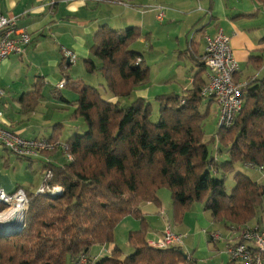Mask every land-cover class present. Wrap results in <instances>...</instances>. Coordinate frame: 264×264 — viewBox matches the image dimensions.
Instances as JSON below:
<instances>
[{"label":"trees","instance_id":"obj_1","mask_svg":"<svg viewBox=\"0 0 264 264\" xmlns=\"http://www.w3.org/2000/svg\"><path fill=\"white\" fill-rule=\"evenodd\" d=\"M256 1L264 5V0ZM140 38L150 39V34L138 26L97 27L89 47L94 59L87 57L82 62L87 73L101 75L104 82L98 86L71 78L65 72L73 61H67V56L61 59L65 87L77 98L68 101L56 87L51 93L74 105L70 117L82 118L85 130L64 141L71 160L55 164L44 158L42 170L51 172L45 182L60 185L62 191L50 195L25 190L24 227L16 235L0 236V264H201L182 247L149 245L148 225L139 205L159 206L161 187L170 191L174 224H180L193 205L200 203L213 223L238 231L239 242L241 231L258 225L264 184L237 170L236 164L243 169L264 165V71L260 77L247 79L242 88L243 106L232 125L218 127L206 138L204 120L211 100L202 107L203 63L190 89L154 95L158 105L155 121L149 100L131 96L149 77L143 53L131 48ZM248 63L260 68L263 60L251 55ZM42 86L38 80L31 91L20 95L23 112L37 107ZM121 98L129 102L122 104ZM47 138L57 140L58 136ZM46 154L52 152L36 158ZM230 174L233 185L228 189ZM125 216L139 221V227L127 233L129 252L123 255L114 246L108 255L89 259L93 246L113 242L114 229ZM225 264L241 263L231 259Z\"/></svg>","mask_w":264,"mask_h":264},{"label":"crops","instance_id":"obj_2","mask_svg":"<svg viewBox=\"0 0 264 264\" xmlns=\"http://www.w3.org/2000/svg\"><path fill=\"white\" fill-rule=\"evenodd\" d=\"M157 6L165 7L161 20L157 18L159 13ZM0 7L6 15L18 16V25L28 30L32 37L30 43L24 46L21 55L12 54L0 60V75L6 72L16 58L21 60L25 58L27 66L32 68V61L27 59L31 58L36 64L34 66L39 68L37 74L36 72L29 74L27 71L18 87L9 89L11 90L10 98L4 97L5 91L0 87V123L23 137L40 135L49 137L51 134L58 136L59 132L61 134L64 130L68 138L72 134L85 130V124L81 118L67 117L63 128L59 117L49 118L47 116L51 113L46 114L40 111L41 106L51 101L50 94L47 95L42 91L41 101L30 113L21 110L18 100L22 93L31 91L38 80L43 85L45 84L44 88L49 84L52 90L51 81L58 79L57 74L44 73V67L56 68L58 73H62L60 62L65 57V52L74 53L76 60L82 57H92L89 53V47L92 44L91 36L101 24H108L116 29L138 26L142 32L150 34V45L154 48L150 52L151 62L156 63V60H161L163 69L160 71H164L163 73L169 76L163 81H154L159 85L155 86V94L182 93L190 89L193 76L200 69L199 64L202 63L200 56L204 51V44L202 46L200 41H203L204 35H213L218 31L230 37L232 52L239 63V71L235 75L237 80L260 77L264 71V62L260 68L248 63V57L251 55L261 56L262 59L264 56V5L256 0H0ZM135 44L131 48L138 50L139 46L146 44V41L140 38ZM95 61L99 64L98 60L95 59ZM71 63L74 64V61ZM202 68L204 78L206 71L204 64ZM69 70L71 68L65 72L67 75H70ZM162 72L159 74H163ZM140 87L138 92L144 94L136 93L135 95L149 98L151 91L148 90V85ZM160 88H163L162 92L157 91ZM62 95L71 102L77 98L76 94H68L66 90H63ZM73 110L74 105L72 104L66 112L69 114ZM55 124L57 126L54 128ZM9 155L12 154L0 149L2 165L10 166L9 162L7 163L9 158L5 159ZM48 156L46 154L40 158H49ZM50 159L53 160L52 156ZM27 161L31 163L32 160ZM2 165H0V188L12 191L21 186L26 191L32 192L27 184L16 177L14 170L11 171L9 167L5 169ZM12 168H15L14 164ZM236 169L243 170L255 181L264 184V165L257 169H243L236 164ZM229 178L231 187L233 185L232 174ZM151 204L141 202L139 207L144 214H147L146 205ZM187 213L179 224L178 232H183V235H188V228L194 223L191 221L192 216H195V219L196 216H201L206 221H211L210 213L204 211L200 203H195L191 212L188 215ZM259 220L258 225L264 229L263 219L259 218ZM212 225L214 232L220 237L218 242L212 243V247L210 243L206 244L212 256H209V259H201L199 262L201 264H225L231 260L227 250L229 243L238 241L239 232L228 230L218 223H212ZM132 226L129 230L139 227V225ZM223 228L228 230L226 235L222 232ZM112 243L93 246L87 257L95 260L108 255L113 247L117 246ZM217 243H223L222 248H219ZM68 263L72 264L70 261Z\"/></svg>","mask_w":264,"mask_h":264},{"label":"built area","instance_id":"obj_3","mask_svg":"<svg viewBox=\"0 0 264 264\" xmlns=\"http://www.w3.org/2000/svg\"><path fill=\"white\" fill-rule=\"evenodd\" d=\"M165 7L157 6L158 20H161ZM31 35L28 30L18 25V16L6 15L0 7V60L12 54L21 55L24 46L30 43ZM204 51L200 60L204 64L205 82L201 88V96L211 100L216 106L218 127L231 126L236 114L243 106L242 88L247 80H237L235 75L239 71V63L234 57L230 45V37L222 31L213 35H204ZM68 60L74 61L76 55L65 52ZM60 81L55 87L62 89L67 78ZM0 149L25 160H34L43 152L61 151L66 160L72 156L68 152V145L64 141L52 140L43 135L23 137L9 127L0 123ZM51 177L50 170H44V180L36 190V194L49 192L57 195L62 191L60 185L49 186L45 181ZM28 208L26 191L17 187L12 191L0 188V214L7 217L17 216L24 218ZM24 227V223L21 227ZM213 235V234H212ZM242 241H231L228 246L230 259L241 264H264V229L259 225L241 231ZM211 237V234H210ZM216 241L220 236H213ZM150 246L168 248L171 246L182 247L183 236L174 232L168 225L157 239H148ZM84 262V259L81 260Z\"/></svg>","mask_w":264,"mask_h":264},{"label":"rangeland","instance_id":"obj_4","mask_svg":"<svg viewBox=\"0 0 264 264\" xmlns=\"http://www.w3.org/2000/svg\"><path fill=\"white\" fill-rule=\"evenodd\" d=\"M145 36V34H144ZM92 39V36H91ZM146 44H143L141 46H139L138 51H141L143 53V57H144V62L145 64L149 67V77H148V83L144 84V87L148 85V90L150 89V96L149 98H147L149 100V102L152 104V114H151V119L153 121L157 120V116H158V105L157 103L154 101L153 97L156 93V88L155 86H159L158 84H155L154 81L158 82V81H163L165 80V78H168L169 76H166L162 71H160V69H163L161 66L162 61L156 60L155 62H151V54L150 52L154 50V48H151L150 45V39H146ZM204 41H200V44L203 46ZM134 46L136 45L135 43L133 44ZM202 49V48H201ZM16 56V55H15ZM92 58V57H91ZM28 60H31L33 63L32 68L35 69L33 70L32 68H29L26 64L25 58H23L22 60L19 58H16V60L13 61V64L11 63V66L8 67V69L6 70L5 73L0 75V87L4 89L5 93H4V97H9L10 91L9 89H14L15 87H18V85L20 84V81H22V79L25 78V74L28 71L29 74H33V72H38L39 68H36L34 65L35 62L31 59V58H27ZM82 58H78V60H76L74 62V64H72L70 66L71 70H69L68 72H70V77L75 79V78H80V79H86L84 80V82L88 81L87 83H90L91 85L94 86H98L99 84L103 83V78L101 77V75L98 73L97 74H89L86 72L84 66H83V62H82ZM263 62H264V56H263ZM44 73H49V74H57V80L51 81V85H53V87H55L60 81H62L64 79L62 73H58L57 69H50L48 67H44ZM159 72H162L163 74H159ZM164 75V76H163ZM40 81V80H39ZM151 83V84H150ZM45 85V84H44ZM44 85L42 86V90L41 93L45 92V94L49 95L52 98L51 101H48L47 104L41 106L40 111L46 114H49L47 117H59L60 121L63 124V128L64 126V121L67 119V117L70 116V113L68 114L66 112V109L69 110L70 108V104L67 102H63L62 100H59L57 98H54V96L52 95L50 88H49V84L47 85L46 88H44ZM52 87V89H53ZM141 87H137L135 89V91L131 94V96H136L135 94L137 93L138 95H143V92H138V90ZM44 89V90H43ZM163 88H160V90L157 91H163ZM50 90V91H49ZM63 90H66L68 92V94H72L73 91H71L68 87H64L62 88V90H60V92L62 93ZM43 91V92H42ZM29 92V91H28ZM75 94V93H74ZM42 95V94H41ZM130 96V97H131ZM43 95L41 96L42 99ZM72 97V96H69ZM106 98H108V96H104ZM129 97V98H130ZM141 97V96H140ZM40 99V101H41ZM132 99V97H131ZM113 100H116L115 98H113ZM122 104H126L128 101V98H121L120 99ZM19 101V100H18ZM206 102L207 100H203L202 102V107L206 106ZM82 119V118H81ZM62 128V129H63ZM218 128V118L216 115V106L213 102H211L210 106H209V112L207 117L204 120V132H205V137L209 138L212 134H214L216 132V129ZM61 129V130H62ZM60 135V136H59ZM59 139L57 138V140L59 141H63L64 139L67 138V132L63 130V132H59L58 134ZM65 141V140H64ZM52 152V154H49V159L52 156L51 160L57 164H62L66 161L65 157L63 154H61L59 151L54 150V151H49ZM9 161H7V163L9 162L10 166H4L2 165L3 160L0 158V165L4 166L5 169H8V167L10 168V170H14L16 173V177L22 181L23 183L27 184L28 187L36 192V190L39 188V186L41 185V183L44 180V171L42 170V163L44 161V159L41 158H35L34 160L31 161V163L25 159H19L16 158V156L14 155H9L8 157L6 156L5 159H8ZM12 164H14L15 168H12ZM257 169V168H256ZM248 172V171H247ZM251 174V173H250ZM252 175V174H251ZM253 176V175H252ZM253 179V178H252ZM230 178L227 177L226 180V186L228 189H230ZM21 187V186H18ZM157 195L158 198L160 200V205L156 206L155 204H151V205H146L147 209V214H144L145 220L147 222L148 228H147V237L148 239H157L160 234H158L160 231H163V229H165L168 225L170 226V229L174 232L180 233L178 232L180 229V225L179 224H174V213H173V207H172V201H171V197H170V191L168 188L166 187H161L159 188V190L157 191ZM143 212V211H142ZM190 211H188L187 215L189 214ZM207 212V211H206ZM194 213V212H193ZM197 218L195 219V216L191 217V221H194V223L192 225L189 226V232L188 235H183V232L180 233L183 236V251L186 253H190L194 258H196L198 261L201 259H209V256H212V254L208 251V248H206V244L211 245V247L213 246L212 243L214 242H218V240L213 241L215 238L213 236H219L218 233L214 232V226L212 225V221H206L205 219L201 218V216H196ZM260 219H263L264 221V202L262 203V209L260 212ZM132 225H139V221L130 217V216H125L116 226V228L114 229V235H113V243L112 244H116L121 250L123 255L126 254L129 251V247L127 246V233L128 230L131 229L133 226ZM264 227V224H263ZM205 231V232H204ZM226 230L225 228H223L222 232L226 235ZM208 234V235H207ZM211 234V237L209 238ZM213 234V235H212ZM185 236V237H184ZM217 246L219 248H222L223 243H217ZM186 247V248H184ZM69 261L66 262V264Z\"/></svg>","mask_w":264,"mask_h":264},{"label":"water","instance_id":"obj_5","mask_svg":"<svg viewBox=\"0 0 264 264\" xmlns=\"http://www.w3.org/2000/svg\"><path fill=\"white\" fill-rule=\"evenodd\" d=\"M10 220V222H7L10 226H5L4 224H2V227L0 228V236L16 235L21 231V227L24 223V218L13 216Z\"/></svg>","mask_w":264,"mask_h":264},{"label":"bare ground","instance_id":"obj_6","mask_svg":"<svg viewBox=\"0 0 264 264\" xmlns=\"http://www.w3.org/2000/svg\"><path fill=\"white\" fill-rule=\"evenodd\" d=\"M11 218L7 217L4 213L0 214V228L2 227V224L5 226H10L9 223ZM10 220V221H9Z\"/></svg>","mask_w":264,"mask_h":264}]
</instances>
